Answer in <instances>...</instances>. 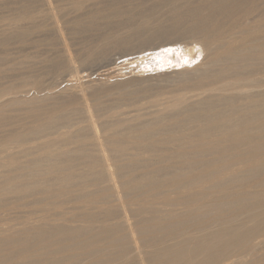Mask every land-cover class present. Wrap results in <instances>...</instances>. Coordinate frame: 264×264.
Wrapping results in <instances>:
<instances>
[{"label":"bare ground","instance_id":"6f19581e","mask_svg":"<svg viewBox=\"0 0 264 264\" xmlns=\"http://www.w3.org/2000/svg\"><path fill=\"white\" fill-rule=\"evenodd\" d=\"M42 1L46 9L49 11L48 13H50L49 18H52L54 28H56V32H58L59 38L61 40V44L63 47L62 52L65 58L67 70L69 71V73H77L78 71L75 64L77 63V60L79 61V54L77 50L75 51L72 49V46L74 45L72 44V42H70V40L72 39H70L71 29L65 24L62 26V22L59 23V17L57 15V11L55 10L56 7H53L52 0ZM256 1L257 0H247L246 2L240 3L233 2L232 0L233 3L231 2L230 9L227 8V10H223L224 12L220 10L215 12V10H213V3L208 6V11H206L205 13L203 12V8L201 6L190 7V5H187L186 3L183 7L181 6L182 8L179 6L181 8L179 9L178 7L179 10H176L177 8L171 9L170 12L173 11V16L181 15L182 17H188L191 20L190 22L192 25V31L189 33H194L196 30L195 33H199L197 34L198 37L200 35V37L204 38V40L205 38H210L212 36L211 38L213 39L209 41L199 40L200 43L198 42L200 46H205L202 50H206L205 56L203 55V57L201 55L203 58H199L200 60L197 61L195 58V54L197 53H194L193 48H191L193 46H178L176 48L166 49L162 48L159 51L153 52L150 57L145 58L144 56V58L141 57L142 59L140 60L137 59V61L128 63V65H126L125 67L126 70L122 71L121 73H116L115 75L110 76V78L107 77V80L102 79V82H104V80L108 81L110 83V86L111 84H114L113 86H117L113 87V89L116 88L121 92L124 89L129 88L131 85L133 87H136V85H145L152 88L154 87L153 94L155 100H151L143 104L142 107L137 108L139 112H134L135 114L128 116L136 117L131 119L134 121L133 123L112 122L109 125L118 126L121 123H126V125L124 126H126L125 128L127 130V135L133 139V141L131 142L122 141L123 143L119 144L118 142L120 141L117 140L119 139L117 136V139L114 138L117 140L118 144H116L114 141V143L111 142V137L110 139L108 138L107 129L104 128L106 122H100L98 120V117H108V115H105L104 111H102V109L98 106L95 92L90 93V85H93L91 84V80L87 82L82 81L77 76L78 78H76L74 81L65 83L55 90L53 89V86L52 88L43 90L38 88L36 84H32V87L24 91H21L18 88L12 86H9V88H4L0 91L1 117H3V109L5 110L8 106H11L13 104H19L23 102L33 105L35 102L44 101V99L47 97L54 98L58 95H64L67 99V101L58 103L57 106H54L52 109H46L43 112L44 116L42 115L37 119L38 124L36 126L28 127L29 125L22 123L19 127L21 130L19 129V131H13L9 133L7 137L5 136L6 141H2V143L4 142L3 144L5 145L4 147H6V150H3V152L8 150L6 153L8 161L5 162L6 164L2 163L4 166H7V169L5 168L6 171H2V173L6 172V176L5 174L1 175L2 177H6V183H4V180V182L2 181L5 186L3 185L4 189H2V191L0 192V196L12 197L13 195L11 194H14L16 191H24V187L32 188L33 186H35L38 188L39 184H45L46 187H48L47 189L43 187L44 191L48 190L49 187L58 185L63 186V190L59 193L56 190L50 188V190L47 191L50 193L49 201L55 199L54 203L56 204H70L69 206L67 205V207L64 206L65 211L60 212L59 214H55L57 217L59 215L61 216L68 214L67 216H65L64 218H62L61 216L62 219L59 217V219H51L55 224H52V227L50 225L48 226L51 228V232L49 228H46L47 226H45L46 223L44 222L42 223H44L43 225L45 226V228L44 226L42 227L39 225L35 226L34 229L23 228L22 233L24 234V236L20 234V236L22 235V237H18L16 235L18 232L14 231L15 229L13 230L12 226L0 227V241H4V244L7 245V248L0 252V264H14L15 261L17 263L22 262L21 264H58L60 258L58 259L53 255L55 253L62 252L66 247L67 249L69 247L71 248V244L73 245L74 243L78 242L77 240L81 236H83L84 233H86L84 232L85 229H87V231H95V234H93L92 232V235L88 237L89 239H91L88 241L91 242L93 246L91 248L89 247L91 250H88L87 252L88 256L86 255V258L87 260L88 258L90 259L88 263L86 262L87 264H232L235 257L236 260H238L237 257L241 255H243L242 258H244V256H254L257 249L259 248L260 250V248L264 246V181H255V178L259 177L257 176V174L261 171H264V121H261L262 117L260 118L261 122L258 119H256L255 121H253L252 119V123H242V125H244L242 127H240V124L238 126L236 124L235 126L229 125V128H226V126L225 128L227 130H221L222 132L218 135L214 134L216 135L215 138H213V132L210 131L211 133H208L207 131H209V129H206L207 131L205 130L204 133H206L207 136L202 137L200 140L198 139L199 141H197L194 137L197 142L192 144L188 143V145L186 146L184 144H187V141L186 143H184V141H181L184 143L181 144L178 139H176L179 137L176 136V138L174 137L173 140H171V142L174 141L173 145L167 148L164 143L169 141H166L164 139L166 136L163 137L164 140H161V137L159 138V140L155 141V143L162 145L160 150L157 149L158 152H161V154L159 155L158 153L159 157L155 161L153 160L152 163L149 162V164L147 165H138L136 162H134L133 159L135 156H139L138 154L141 155V147L147 146L143 145V141L150 140L152 135L149 133H151L150 131L156 128L162 127L165 129H162L165 131L164 133H175V135H177V129L179 128V124L177 123L182 121V117H204V119H206L207 117H216V122H218V117H228V115H230V113L235 108L244 110V108L249 105V102H254L253 100L255 98L257 99L258 97H264V89H248L246 88V85H242L243 82H241L242 84H237L238 82L236 84H233V81L219 85L218 79L216 77L217 75H220L222 73L226 74L228 72L232 75H229V78L232 77L233 79L238 80L240 76H244V74L246 77L247 74L253 73L252 71H249V66H252L256 63L253 62L254 59L257 62H264V34H260L259 36H250L251 34H248L249 36L247 37H244L243 35L242 37L240 35L241 38H239L240 36L237 33L239 36L238 40H233L229 35L231 39L229 40V37H227L228 41L224 42L226 40V37H223L224 39H221V42L223 41L222 43H220V39H215L217 37H220V35L224 32V25H232L241 18L243 20L244 16L247 17V14H250L252 11L256 12L260 8L258 7V5L260 4L257 3V5ZM256 6L258 9L256 8ZM219 7L224 8V6ZM257 12H260V10H258ZM30 13L31 12L27 10L26 12L24 11V15L21 13L20 14L23 16H29ZM256 14L258 15V13ZM263 14L261 13L260 17H262ZM21 15L19 16L21 17ZM148 19L149 18H146L147 23L150 22L149 20L151 19V17L149 20ZM252 19H255V17H253ZM242 20L240 21L242 22ZM257 20L255 19V22ZM259 20V23L256 22L257 24L254 25V28L257 32H264V22L261 21V18H259ZM240 21L238 22V24L242 25ZM146 22L144 23L147 24ZM152 22L154 23V21ZM178 22L175 21L174 23L177 24ZM180 23L182 22L180 21L179 24ZM178 25H175L176 28ZM180 25L178 26L179 28ZM260 27H262V29H260ZM250 28H253V26ZM250 28L249 31L252 32ZM170 29L171 28L167 29L168 32H171ZM230 29V32L234 31L232 29L231 31ZM246 29L247 28L245 27V31ZM185 30L186 28H184L183 33L186 32ZM186 33H188V30ZM196 34L190 35L193 37ZM217 40H219L220 44H218ZM263 66L264 63L262 64V67ZM260 68L256 67V69L258 70ZM246 71H249L250 73H247ZM215 77L217 80L215 79ZM248 77L250 76L248 75ZM258 79L256 80V82H258ZM96 80L97 79L95 78V82ZM251 80L254 81L252 78ZM251 80L249 81V83L251 82V84H253ZM165 81H167L168 84L169 82H171L172 84H176V88L177 86L179 87V85L183 87L178 89L179 91H174L177 93L173 94L170 98L157 100V97L164 95L161 85H163L162 82L164 83ZM99 82L101 83L100 80ZM235 82L236 81H234V83ZM166 84L167 83L165 82L164 86H166ZM259 85L261 86V83H259ZM172 86L174 85H171V87ZM72 92L78 94L77 102L75 98L70 99V95ZM68 96L69 99L67 98ZM252 103L251 106H256L253 105L254 103ZM76 104H78L80 108L76 107ZM36 109H38L37 106L27 107L28 111H35ZM60 110L63 112L62 114H58ZM78 112H80L82 118H87L88 126H85L84 124L81 126V124H79L80 122H78V119H71V117H79L80 115L77 116ZM235 112L238 111L236 110ZM244 113L239 114L244 115ZM253 113H255V111ZM256 115V117L261 116L259 115V113ZM262 115H264V113ZM232 116L231 118L234 122L235 119H233L234 116ZM252 116L254 117V115ZM140 117L145 118L140 120ZM242 117L243 116H241L240 118ZM86 118L84 120H86ZM235 118L237 117L235 116ZM249 118L251 119V117ZM202 119L203 118H201L200 120ZM185 120L187 119L185 118ZM208 120L206 122H208ZM58 121L62 122L59 123ZM223 121H225V119ZM199 122L201 123L203 121ZM108 123L109 122H107V124ZM196 124L199 125L198 122ZM221 124L224 125V122ZM183 125L181 124L180 126L183 127ZM185 125L187 126L190 124L186 123ZM215 125H217V123ZM105 126L108 127V125ZM205 126H203V128ZM213 126L208 127L210 129H213ZM193 127L195 126L193 125ZM215 127L216 126H214V128ZM62 128H64V130H61ZM108 128L110 129L111 127ZM118 128L116 127V130ZM188 128H190V126ZM119 129L123 133L124 128L121 129L120 127ZM126 130H124V132H126ZM181 130H179L180 133H183L181 132ZM116 132H118V130ZM55 133H57L56 136L58 137L64 135V138L56 142L52 140L53 138H47V136H50L52 134L54 135ZM154 133L152 134L155 135ZM124 134L126 135V133ZM124 134L120 135L124 136ZM156 134H158V130ZM186 138L189 139L187 135ZM179 140L181 139L179 138ZM182 140L184 139L182 138ZM191 140L193 141V139ZM191 140H189V142ZM150 143L151 142L148 141V144L151 145L150 147L156 146L153 145L154 142L151 144ZM163 145L165 146V148ZM238 147H243L245 152L238 153L237 151H235V153L233 150H236V148ZM121 149H127L130 151L134 150L136 154L132 152L130 156L128 155L129 157H122L118 152L122 151ZM144 149L142 151H144ZM170 149L172 150L171 155L165 153ZM230 150H232L235 154L231 153V155L229 153L230 156L227 155L228 157H225V155L221 156V154L218 155L220 152H228ZM122 152H124V150ZM4 153L3 155L1 154L2 158L5 155ZM145 153L144 155L148 154ZM127 154L130 153L128 152L126 153V155ZM26 155H30L31 157L24 159ZM149 156L148 158H150ZM167 160H171L172 162V165H170L171 171L169 170V172L167 171L166 173L161 174V172H163L162 168L161 172L157 169L158 171H154V173L148 176V181H146L145 183L140 184V178L143 175H139V179L137 178V175V177H134L133 179L129 177L131 174H134V170L142 168L144 166H149L150 168V165H152V168L153 164L162 162H165V164L167 165L170 163H168ZM186 164L188 166L185 167ZM157 166L160 168L159 165ZM154 168L155 169H152L156 170V167ZM186 170L190 171L191 175L192 173L196 174L195 171L192 172L191 170H199L201 172H204L205 174L201 176L200 172L199 179L190 178L186 177ZM15 171H17V174ZM190 174L188 172L187 175L191 176ZM194 174L192 177H194ZM50 175L52 176L49 178L48 176ZM25 176L33 178V181H28L29 183L21 182L23 177ZM162 176L164 177V180H160V177L163 178ZM2 177H0V179ZM19 178L22 179L20 180ZM17 179H19V181L23 184H16L18 182ZM208 179L210 181L213 180V183L215 182L213 184L214 187L212 186V184H209L210 188L204 192L203 190L206 189V187L208 188V185L204 188L199 184H201L204 180L208 182ZM204 182L202 183V185L204 184ZM74 185L77 188L74 187ZM211 186L212 189L214 188L216 191L214 190L215 192L211 194L206 193L211 190ZM68 187H73V189L75 190H73L72 188L71 190H64ZM141 187L142 189L144 187L146 190H142ZM31 188L29 190L32 191H29L28 194L26 193L27 195H29L30 192L36 191V189L33 191V188ZM60 188L61 187H59V189ZM138 190L140 194L142 191H144L143 194L147 193L148 195H151V197L158 194H173V197L171 195V198H175V201L173 199L175 203H164V201L166 200L163 201L161 197L163 204L167 205V207L168 205L174 207L182 204L183 206L180 208L171 207L157 209V207H155L156 205H153L155 203H153L151 204L154 207L153 210L152 207L150 208L151 205H148V208L151 211H147V208H144L148 212V214L150 212L152 214L154 213L155 215H150L147 217L145 216L146 218L139 217V213H135V210L137 209V205L139 203L136 205V207L134 203L135 201L132 202L134 200V197L137 196L135 192ZM37 191L36 194H39L42 193L43 189L41 191ZM225 191L226 193H224ZM71 192H76L77 194H75L74 196L73 194H71ZM216 192L218 195L213 197L212 194H216ZM220 192L223 193L219 194ZM64 195H70L68 196L69 198L66 196L68 200H62V202H58L57 199L60 196ZM44 196H46V194ZM143 196L146 197V195ZM184 197L186 198V202L181 201ZM149 198L150 196L146 200H150ZM155 198L157 199L158 197ZM45 199H47V197ZM156 199L155 202L157 201ZM19 200L22 201L21 199ZM44 200H42V202ZM179 200L182 203L176 202ZM145 201L143 199V204ZM12 202L14 201H11V204L13 206L14 203ZM79 202H81L82 204H78ZM6 203L8 202L6 201ZM160 203L158 208L162 204ZM2 204L3 203H1L0 205L3 208L4 204ZM20 204L21 203H19L18 206ZM165 205L164 207H166ZM79 209L86 210V214L89 215L84 216L83 214H78V211L75 213V211ZM142 209L143 207L141 208V210ZM6 210L8 211V209ZM96 210H98V212H96ZM139 210L138 212H143V210ZM146 211H144L145 214ZM15 213L16 212H14L13 214ZM30 214H32V212ZM224 214L225 216H223ZM43 215H45V213ZM50 215L52 216V214ZM239 215H245V218H243L244 221L240 219L236 222V220L240 218ZM39 217H42V214ZM41 219L44 220L45 217ZM27 220H30V218H28ZM204 220L207 221L204 222ZM37 221H40V219L30 222H19L17 223V225L24 226L27 223H32L31 225H35L34 223H37ZM234 221L236 224H233ZM84 222L86 223L83 224ZM70 224L76 225L70 226ZM95 225L98 226L96 227L97 229L93 228ZM32 231L34 232L32 233ZM35 231L37 232V235L34 236ZM46 231H48L50 235L46 234ZM121 232H123L122 235H120ZM53 236L59 237V240H55ZM169 241H173V243L170 244ZM101 242L105 243L103 244L104 246L100 248L98 246H101ZM79 243L81 244V242ZM98 243H100V245ZM56 244L57 248L55 249V251L49 250L51 246H54ZM80 246L81 245H78V247ZM109 248L110 250L114 248V251L116 252L111 251L112 253H109L110 250H107ZM104 250H107L105 252H108L109 254H106ZM36 251L38 252L37 255H45L46 258H39L41 261L36 258L37 261L32 262L34 261L33 258L29 259V262H26L27 258H29L28 252L31 255L32 252ZM80 253H82L83 255V252ZM80 253L78 255H81ZM113 253L116 254L112 255ZM262 253L263 252H261V254ZM85 254L86 253H84V255ZM32 256H35V254L33 253ZM254 257L257 259V261H259L257 258L258 256ZM82 258H80V260H82ZM86 258L84 261H87ZM91 258L94 259H92L91 261ZM250 258L252 259V257ZM251 259L247 262L249 263ZM61 260H64L63 262H65L64 257L63 259L61 258ZM242 260L243 259H241V261ZM241 261L239 262V264L244 260L242 262ZM256 263L258 264V262Z\"/></svg>","mask_w":264,"mask_h":264},{"label":"rangeland","instance_id":"374dc122","mask_svg":"<svg viewBox=\"0 0 264 264\" xmlns=\"http://www.w3.org/2000/svg\"><path fill=\"white\" fill-rule=\"evenodd\" d=\"M246 1L247 0H233V2H240V3L246 2ZM231 2H232V0H213V1L212 0H52L53 7H56V9L55 8L54 9L57 11V15H58L59 21H60L59 23L62 22V24H61L62 26L65 24V25L69 26V28L71 29V36L72 37L70 35L69 36H70V39L72 38L71 39L72 41L70 40V42H72V44L74 45V46H72V49L75 51L77 50L78 54H79L78 55L79 61L77 60L76 61L77 63L75 64L78 72L77 73H69V71L67 70L65 58H64L63 52H62L63 47L61 44V40L59 38L58 32H56L57 31L56 28H54L52 18H49L50 13H48L49 11L44 6L43 1L42 0H0V91L4 88H9V86L16 87L19 90L24 91V90H27L30 87H32V84H36L38 86V88L43 89V90L44 89L46 90L48 88H52V86H53V89L55 90V89H58L59 87H61L62 85H64L65 83L74 81L78 77L80 80L86 81V82L91 80V84H93V85H90L91 86L90 93L95 92V97L97 98L98 106L102 109V111H104L105 115H108V117H98V120L100 122H106L105 125H108V127H111L109 129L107 126L104 125V128L107 129L108 138L110 139V137H111V139H110L111 142L114 141L116 144H118V143L122 144L124 141H127V142L130 141L131 142V141H133V139L127 135V130L125 128L126 126H124V125H126L127 122L128 123L134 122L131 119L136 118V117H128V116L139 112L137 110V108L142 107L143 104H145L151 100H155L154 94H153V91H154L153 88L154 87L152 88V87L145 86V85H143L144 87L142 85H136V87L135 86L133 87L131 85L129 88H126L121 92L120 90L118 91L116 88L113 89V87H117V86H113L114 84L113 85L111 84V86H112L111 87L110 83L108 81L104 80V82H105L104 83V82H102L103 81L102 79L107 80V77L110 78V76L115 75L116 73H121L122 71L126 70L125 67H126V65H128V63L137 61V59L140 60V59H142L141 57L144 58V56H145V58L150 57L153 52L159 51L162 48L166 49V48H176L178 46L179 47H181V46L182 47L183 46H187V47L193 46L191 48H193L194 53L195 52L197 53V54H195L196 55L195 58L197 61H199L201 58H203L205 56V53H206V50L202 51L205 46H203V47H202V45L200 46V44H199L200 41H202V40L203 41H209V40L213 39V38H211L212 36L210 38H205V40H204V38L200 37V35L198 37L197 34H199V33L196 34L195 33L196 30L194 33H189L192 31L191 30L192 25L190 22L191 20L188 17H184V16L182 17L181 15L173 16L174 13L172 14L173 11L170 12L171 9L177 8L176 10H179L186 3L187 5H190V7L201 6L203 8L202 9L203 12L205 13L206 11H208V9H207L208 6L213 3V7H214L213 10H215V12H217L219 10L224 12L223 10H227V8L230 9ZM257 3L260 5H258ZM256 4L258 5V7H260L258 9L256 6V8L258 10H260V12H257L258 10L256 11V8H255L256 12L252 11L250 14H247L248 15L247 17L244 16L245 20L244 19L242 20V18L240 17L241 18L240 20H242V22L240 20H237V22H235L232 25L231 24L224 25V27H225L224 32L220 35V37H217L215 39H220V43H222L223 41L221 42V39L223 37H226L225 38L226 40L224 42H227L228 41L227 37H229V35L233 40H238L239 38H241L242 35L244 37H247L250 34H251L250 36H259L260 34L263 35L264 32L263 31L257 32L254 28L255 27L254 25L259 23V21H260L259 18H261V21L264 22V17H263L264 16V14H263L264 13V11H263L264 10V0H260V1L257 0ZM40 5H41V7H40ZM262 5H263V7H262ZM179 6L180 7L182 6V7L180 8ZM219 6H224V8H221ZM178 7H179V9H178ZM27 10L31 13L29 14V16H23L24 11L26 12ZM20 13L23 15H21ZM256 13H258V15L259 14L260 15L258 16ZM261 13L263 14L262 15L263 18L260 17ZM31 14H33V15H31ZM19 15H21L22 18ZM253 15H257V16H253ZM150 17H151V19H150ZM250 17H252V18L255 17L256 20L258 19L256 21L257 23L255 22V19H252ZM257 17H259V18H257ZM146 18L150 19V20L148 19L150 21L149 23L146 22ZM185 19H187L188 21ZM152 21H154V23ZM175 21L176 22L181 21L182 23H180V24H183V25H180L179 22L177 24H175L174 23ZM239 21H240V23H242V25L238 24ZM144 22H146L147 24H145ZM188 22H190V23H188ZM248 23H249V25H248ZM251 23H253V24H251ZM178 24L180 25V28L178 27L179 26ZM170 25H171V27H170ZM175 25H178L177 28H179V29H177ZM174 26H175V29H174ZM241 26H242V28H241ZM252 26H253V28H250ZM189 27H190V30H189ZM245 27L248 30L246 29V31H245ZM168 28H171L170 29L171 32H168V30H167ZM184 28H186V30H185L186 32L188 30V33H186V32L183 33ZM230 28L234 31H232ZM249 28L252 30V32L249 31ZM229 29L232 32H230ZM260 29H262V27H260ZM170 33H173V34H170ZM237 33L239 34V36L240 35L241 36L239 37ZM187 34H189V35L190 34H192V35L196 34V35H194L193 37L190 35V37H189V35H187ZM226 34H227V36H226ZM230 37H229V40L231 39ZM191 38H193V39H191ZM164 40H165V42H164ZM173 41H175V42H173ZM196 42L197 43L199 42V43L197 44ZM217 42H218V44H220L219 40H217ZM166 43H168L169 45ZM172 43L173 44L175 43L174 46ZM198 51H200V52H198ZM201 55L202 56L204 55V56L202 57ZM253 62L254 63L256 62V63L252 66H249V68H250L249 71L250 72L252 71L253 73L251 74L249 71H246L247 73L251 74L250 75V74L246 73L247 78L245 77V74H244V76H240V78L238 80H235L232 77L229 78V75L230 76H232V75L229 74L228 72L226 74L222 73V74L216 76L218 79L219 85L233 81V84H236L237 82H238L237 84H242L241 82H243L242 85H246L247 86L246 88H248V89H253V90H257V89L259 90V88H260V90L264 89V82H261V81H264V79H263V76H264V74H263L264 68L263 67L264 66L262 67V64L264 62H262V63L257 62L255 59L253 60ZM256 67L257 68L261 67L260 69H262V70H260V69L258 70V69H256ZM251 68H252V70H251ZM118 69H120V70H118ZM261 73L263 76L261 75ZM248 75L250 77H248ZM66 76L68 77V79ZM99 77H100V79H99ZM216 77H215V79H216ZM95 78L97 79L96 80L97 83L95 82ZM251 78L254 81H252ZM98 79L101 81V83L99 82ZM246 79H247V82H246ZM257 79H258V82H256ZM250 80L253 82V84H251V82L249 83ZM234 81H236V82L234 83ZM110 82H111V80H110ZM165 82L167 83L166 86H168V87L164 86ZM165 82L164 83L162 82L163 85H161L163 88L162 91L164 92V95L157 97L156 98L157 100H164L166 98H170L173 94L177 93L174 91H179L178 89L183 87V86L179 85V87L177 86V88H176V84H174V83L172 84L171 82H169V84H168L167 81H165ZM107 83H109V84H107ZM170 83H171V85H174V86H172L174 88L171 87ZM259 83H261V86L259 85ZM249 84H251V85H249ZM118 86H119V84H118ZM252 86H253V88H252ZM110 87L113 89V91ZM149 88H151V89H149ZM172 91H173V93H172ZM96 93H97V95H96ZM56 97H54V98L53 97H51V98L47 97L44 99V101H42L43 103L42 102H35L33 105H30V104H26V103L22 102L19 104H13L11 106H8L7 108H9V109H7V108L5 110L3 109V111H2L3 117L0 116V143H1L0 144V152H1L0 153V164L2 166V167L0 166L1 167L0 168V173H1L0 177H2L1 175L6 173V172L2 173V171H6V169H7L6 168L7 166H4L3 164L8 161L7 160L8 158L6 157L7 156L6 153L8 150L4 151L5 153L3 152V150H6V147H4L5 145L3 144L4 142L2 143V141H6L5 139L9 133H11L13 131H19V129H20L19 127L21 126L20 124L24 123L26 125H29L28 127L36 126L38 124L37 119L42 115L44 116L43 112L46 109L47 110L52 109L54 106H57L58 103H61L63 101H67L66 96H64V95H58ZM67 98L69 99V96ZM71 98L72 99L75 98V100L77 102L78 94H75V92H72L70 95V99ZM262 98L264 99L263 96L258 97L257 99L255 98L253 100L254 104L252 103V101L249 102V105L245 107L247 109L244 108V110L247 113L244 110H239L238 108H235L231 112L232 114L229 112L231 116L232 115L234 116V117L232 116L233 119H235L234 122H233L230 115H228V117H224V118L218 117L217 118L218 122H216V117H207V118L205 117L206 119H204V117H198V118L197 117L196 118L182 117V121L177 123V124H179V128L177 129V135H175V133L174 134L164 133L165 129L162 127L156 128V129L150 131L151 133H149L153 137L151 136L150 140L143 141V145H147V146L141 147L142 150L145 148L144 151L147 152L148 154L141 150V155L138 154L139 156H135L133 158L134 162H136L138 165H147V164H149V162L152 163L153 160L155 161L159 157L158 153H159V155L161 154V152L160 151L158 152L157 149L160 150V148L162 146L160 144L155 143V141L159 140V138H161V137H162L161 138V140H162L163 137L166 136L164 139L166 141H169V142L164 143V145H166L167 148H169L173 145L174 141L171 142V140H173L174 137L176 138V136L181 139V140H179V138H176V139H178V141L181 144H184L187 141V144H184L186 146V145H188V143L189 144L195 143V142L199 141L202 137L207 136V134L204 133L206 129L207 130L209 129V131L206 130L208 133L213 132V138H215L216 135H218L222 131L227 130L226 128H229L228 127L229 125L235 126V124H236L238 126L240 124V127H242V126H244V125H242V123H252V121H251L252 119H253V121H255L256 119H258L260 121L261 117H262L261 121L262 120L264 121V115H262L264 113V104H263L264 100ZM258 99H260V100H258ZM260 101H262V102H260ZM251 103L253 105H256V106H251ZM260 105H262V106H260ZM29 106H37L38 109H36L35 111H28L27 107H29ZM74 106H75V104H74ZM76 107L80 108V106L78 104H76ZM236 110L239 113L245 112L244 115L245 114L246 115L244 116L243 114H239L238 112H235ZM252 111L253 112L255 111V113H253ZM62 113L63 112L61 110L58 112V114H62ZM235 113L238 115H236ZM258 113H259V115H261L260 117H256L257 116L256 114H258ZM252 115H254V117ZM77 116H79V117H71V119H73V120L78 119V122H80L79 124H81V126L83 124L85 126H88V120L86 117L82 118L81 117L82 115L80 114V112L77 113ZM235 116L237 118H235ZM239 116L240 117L243 116V117L240 118ZM249 117H251V119ZM85 118L87 121L84 120ZM144 118L145 117H140V120H142ZM185 118L187 120H185ZM189 118H190V120H189ZM201 118H203V119L200 120ZM81 119H83L84 121ZM192 119H195V120H192ZM208 119L210 120V122ZM224 119H225V121H223ZM237 119H239V120L241 119L240 120L241 122ZM207 120H208V122H206ZM214 120H215V122H214ZM62 121H60V122H62ZM194 121L196 123L198 122L199 125L196 124ZM199 121H203L204 123L203 122H201V123L204 125H202ZM229 121H231V122H229ZM107 122H109V123L107 124ZM112 122L113 123L114 122H126V123H121L118 125L119 128L120 127H121V129L124 128L123 133L118 128L117 125H114V126H116L118 128L117 130L119 133L116 132L117 131L116 127L109 126L110 123H112ZM223 122H224V125L221 124ZM186 123L190 124V125L186 126L185 125ZM214 123L215 124L217 123V125H215ZM181 124L182 125L184 124L183 127L180 126ZM200 124H201L202 128H201ZM205 124H206V126H205ZM207 124L210 127L213 125L216 126L215 127L216 129L214 128V126L212 127L214 130L210 129L207 126ZM193 125L195 127H193ZM196 125L198 126L200 133L198 132V128ZM189 126L191 129L188 128ZM203 126H205L207 128H205V127L203 128ZM221 126H223V127H221ZM162 129H164V130H162ZM183 129H185V130H183ZM61 130H64V128H62ZM124 130H126V132H124ZM157 130H158V134H156ZM161 130L163 131V133ZM179 130H181V132H183V133H180ZM193 131H195L196 133ZM202 131H203V133H202ZM160 132H161V134H160ZM186 132L189 134L191 133L190 134L191 137ZM197 132L199 135L197 134ZM124 133H126V135ZM152 133H154L155 135H153ZM184 133H185V135H184ZM120 134H124V136L123 135L121 136ZM180 134H182V135H180ZM214 134H216V135H214ZM56 135H57V133H55L54 135L52 134L50 136H47V138H53L52 140L55 142L64 138V135L59 136V137ZM186 135L189 139L186 138ZM117 136L119 139H117ZM199 136H200V138H199ZM181 137L184 140H182ZM194 137L196 138L197 141L194 139ZM114 138H116L120 142L117 143V140ZM185 138H186V140H185ZM190 138L193 139V141ZM189 140H191L192 142L190 141L191 142L190 143ZM148 141L151 143L154 142L155 144L153 143V145H156V146L150 147L151 145L148 144ZM181 141H184V143ZM50 148H52V147H50ZM164 148H165V146H164ZM121 150L122 151L124 150V152H122V151H118V152H119V155L122 157L123 156L129 157L131 155V153L134 152V150H131V151L127 150V149H121ZM238 150H240V151H238ZM169 151L165 152V153H168V155H171L172 150L170 149ZM233 151L234 152L237 151L238 153L245 152L243 147H238V148H236V150L234 149ZM233 151L232 150H230L228 152L225 151L226 154H225V152H220L218 155L221 154V156L225 155V157H228L227 155L230 156L231 153L232 154L236 153V152L234 153ZM125 152L126 153L129 152L130 154L126 155ZM143 152L147 155H144ZM3 153L5 154L4 156L6 157L5 158L3 156L4 159L2 158ZM134 153L136 154V152H134ZM116 154H118V153H116ZM141 156H143V157H141ZM148 156L150 158H148ZM163 156H165V155H163ZM166 156H167V154H166ZM30 157H31L30 155L29 156L26 155L24 157V159L30 158ZM1 158H2V160H1ZM141 158L144 160H142ZM21 159H23V158H21ZM145 159H146V162H145ZM167 161H168V163L170 162L167 165L165 164V162L153 164L152 168L155 169L154 167H156V170H153L151 168L152 165H150V168H149V166H144L142 168H138V169L134 170L133 171L134 174H131L129 177L133 179L134 177L138 176L137 178L139 179V177H140L139 175H143L140 178V181H141L140 184L145 183L146 181H148L147 180L148 176L151 175L152 173H154V171L159 170L161 172V168H162L163 172H161V174H164L167 171L169 172L170 165H172L171 164L172 162H171V160H167ZM74 162H72V163H74ZM157 165H159L160 168ZM161 165H162V167H161ZM163 166H164V168H163ZM186 166H188V165L186 164L185 167ZM191 171L192 172L195 171L196 174L192 173V175H191L190 174L191 172L186 170V173L188 174V172H189V174L191 175V176H188L186 174V177L196 178V179L200 178V172L201 171H199V170H191ZM197 171H199V172H197ZM15 172L17 174V171H15ZM193 174H194V177H192ZM204 174H205L204 172H201V176ZM263 175H264V171L259 172L257 174V176H259V177H257L258 179L255 178V181H259V182L264 181ZM5 176H6V174H5ZM5 176H3L4 178L2 177L0 179V189H1L0 192L2 191V189H4V186H5L4 183H6V179H5L6 177ZM51 176L52 175H50L48 177L50 178ZM25 177H23V179L19 178L20 180L22 179L21 182L29 183V182L33 181L32 180L33 178H31V177L29 178V176H25ZM19 179H17L18 182L16 184H20V185L23 184L19 181ZM142 179H143V181H142ZM160 180H164V177L163 178L160 177ZM204 181H202V183L204 182L203 185L201 182H200L201 184H199V182H198V184L204 188L208 185V188L206 187V189L203 190L204 192L210 188L209 186L211 184L213 186V184L215 183V182L213 183V180L210 181L209 179L207 180L208 182H206V180H204ZM209 181H210V183H209ZM1 183H2V185H1ZM36 186H38V185H36ZM196 186H197V183H196ZM212 186H211V190H209L206 193L211 194V193H214L216 191L214 188L212 189ZM34 187L35 186L32 187L33 191L35 189H36V191L38 189L40 191L43 189L42 193L36 194V191H34L35 193L30 192V194L27 195L29 193V191H32V190H29L31 187H29V188L24 187L23 188L24 191H16L14 194H11V195H13L12 197L11 196H8V197L0 196V201L2 200L1 203L4 204L3 208L0 205L1 206L0 207V227L12 226V229L13 230L15 229L14 231L18 232L16 235L18 237H22V235L24 236V234L22 233L23 228L24 229L25 228H29V229L33 228L34 229L35 226L39 225V226L43 227L44 226L43 224L46 223L45 224V226H47L46 228H49L50 232H51V228L48 226L50 225L52 227L53 225H55L51 219L58 218V217L61 218V216H62V218H64L65 216L68 215V214L61 215V216L59 215L58 217L55 215V214H59L60 212L65 211V207H67V205L69 206L70 204L68 203V204L64 205L61 203L59 205V204L54 203L55 199L51 200V198H50L51 201H49L50 193L47 192L51 188V189L56 190L57 192L60 193L63 190V186H58V185L55 186L54 185L53 187H49L48 190H46L48 187H46L45 184H39L38 188L37 187L34 188ZM43 187L46 188L45 189L46 191H44ZM59 187H61L62 189L61 188L59 189ZM74 187H76V186L74 185ZM71 188L73 189V187H68V188H65L64 190H71ZM141 189H142V187H141ZM143 189H145V188L143 187ZM73 190H75V189H73ZM210 191H212V192H210ZM31 193H32V196H31ZM44 193L46 194V196H44L45 195ZM135 193L137 196L134 197V200L132 202L135 201L134 202L135 206L139 203L137 205L139 208L136 206L137 209L138 210L140 209L139 211L143 210V212L141 213V212H138V210L136 209L137 212L135 210V213H137V214L139 213L138 214L139 217H142V218H144L145 216L147 217L150 215L151 216L155 215L154 213L152 214L149 212V214H148V212H147L148 210H150L148 208V205L150 206L153 203H155L153 205L154 206L156 205L155 207H157V209L171 208V207L172 208H180L183 206V204H182V205L174 206V207L168 205V207H167V205L163 204L164 200H166V201H164V203L165 202H168V204L175 203L174 202L175 198H171V195L173 197V194H170V195L158 194L156 196H153L154 197L153 198V197H151V195H148L147 193L143 194L144 191H142L141 194L139 193V190L136 191ZM221 193H223V192H220L219 194H221ZM224 193H226V191ZM71 194H73L75 196V194H77V193L71 192ZM143 195H146V197ZM212 195L214 197L218 194L216 192V194H212ZM66 196L68 197L70 195L60 196L57 199L58 202L59 201L62 202V200H68L69 197L66 198ZM141 196H143V197H141ZM149 196H150V198H149L150 200L147 201L146 199H148ZM46 197H47V199H45ZM155 197H158V198L156 199ZM161 197H162L163 201L161 200ZM185 197L181 200L182 202H186ZM142 198L144 199V201L146 200L144 202V204H143ZM151 198H152V200H151ZM19 199H21L22 201H20ZM139 199H140V202H139ZM155 199L157 201L158 200L159 201L155 202ZM173 199H174V201H173ZM12 200L14 201V202H12V203H14L13 206L11 204ZM42 200H44V201L42 202ZM6 201L8 203H6ZM38 201H41V202H38ZM136 201H138V202H136ZM149 201H152V202H149ZM181 201L179 200L176 202H181ZM19 203H21V204L18 206ZM157 203H158V205H157ZM159 203L162 205V206L160 205L161 208L160 207L158 208ZM78 204H82V203L79 202ZM14 205H16V206H14ZM143 205H145V206H143ZM153 205L150 206V208L152 207V210L154 208ZM164 205L166 207H164ZM10 207L11 208L14 207V208L11 209ZM142 207H143V209L141 210ZM144 207L147 208V211L145 210ZM6 209H8V211ZM79 210H76L75 213L78 211L77 212L78 214H83L84 216L89 215V214H86L87 213L86 210H82V209H79ZM144 211H146V214ZM12 212L13 213L16 212V213L13 214ZM31 212H32V214H30ZM96 212H98V210H96ZM44 213H45V215H43ZM26 214H27V216H26ZM41 214H42V217H39V216H41ZM50 214H52V216ZM140 214H141V216H140ZM47 216H49V217H47ZM223 216H225V214ZM43 217H45L44 220L41 219ZM239 217H240L239 219H237L238 217L236 218L237 219L236 222L239 221L240 219H242V221H244L243 218H245V215H239ZM26 218L27 219L30 218V220H27ZM31 218H33V219H31ZM38 219H40V221H37L38 224L34 223L35 225H31L32 223H27L26 225H24L25 227L21 226V225L20 226L17 225V223H19V222H30V221H35ZM59 221H61V220H59ZM206 221L207 220H204V222H206ZM39 222H41V223H39ZM42 222H44V223H42ZM78 223H80V222H78ZM85 223L86 222H84L83 224H85ZM233 224H236L235 221L233 222ZM67 225H68V223H67ZM72 225L73 224H70V226H72ZM75 225L76 224H74L73 226H75ZM45 226H44V228H45ZM96 227H98V226L95 225L93 228L97 229ZM16 228H18V229H16ZM19 228H20V230H19ZM33 232L34 231H32V233ZM84 232H86V233H84V235L81 236L82 240L80 237L77 240L78 242L74 243L73 245L71 244V248L69 247L67 249V247H66L62 252L55 253L53 255L54 257L56 256L58 259L60 258L58 264H65V263L66 264H77V263L78 264L79 263L80 264H87L90 261V259L88 258V260H87L86 257L88 256V253H87L88 250L90 251L91 250L90 248L93 245L91 244V242L88 241V240H91L88 237H90L92 235L91 234L92 232H93V234H95V231H93V230L87 231V229H85ZM45 233L49 234L48 231H46ZM122 233L123 232H121L120 235H122ZM20 234H22V235L20 236ZM35 235H37L36 231H35L34 236ZM53 238L55 240H57V239L59 240V237L53 236ZM84 239H85V241H84ZM0 242L2 243V244L0 243V252H1L7 248V245L4 244V241L3 242L0 241ZM79 242H81V244ZM104 243L105 242H101V246H98V247H100V248L103 247ZM169 243L172 244L173 241H169ZM89 244H91V245H89ZM98 244L100 245V243H98ZM78 245H81V246L78 247ZM85 246H87V247H85ZM56 248H57V244L54 246H51V248L49 250L55 251ZM263 248H264V246H262L260 248V250L258 248L256 251V254L254 255V256H258L257 258L259 261H257V259L254 256H247V257L244 256V258H242L243 255H241V256L237 257V259L239 261L236 260V257L235 258L233 257L234 258V259L232 258L234 260L233 263L239 264L241 259H243L246 263L242 260L243 262L241 261L242 263H240V264H244V263L245 264H257L256 262H258V264H261V263L264 264L263 263L264 259H262V258H264V249ZM107 250L109 251L110 248ZM107 250H104V252ZM78 251L83 252V255H82V253H80ZM111 251L116 252V251H114V248L112 250H110L109 253ZM261 252H263V253L261 254ZM33 253L35 254V256H32ZM79 253L81 255H78ZM84 253H86V254L84 255ZM105 253L107 254L108 252H105ZM28 254L27 255L29 256V258H27L26 262H29V259H33V258H34V261H32V262H36L37 261L36 258L39 261H41L40 259L46 258L45 255H42V256L37 255L38 254L37 251L32 252L31 255L29 252H28ZM114 254H116V253H113L112 255H114ZM259 254H260V256H259ZM76 255H78V256H76ZM47 256H49V255H47ZM63 257L65 259V262H63L64 260H61V258L63 259ZM82 257L83 258L85 257L87 261H84L85 258L83 260ZM250 257H252V259ZM80 258H82V260H80ZM92 259H94V258H91V261H92ZM250 259H251V261L248 263L247 261H249ZM79 260H80V262H79ZM253 260H255L256 262ZM21 263H17L15 261L14 264H21ZM27 264H30V263H27Z\"/></svg>","mask_w":264,"mask_h":264}]
</instances>
